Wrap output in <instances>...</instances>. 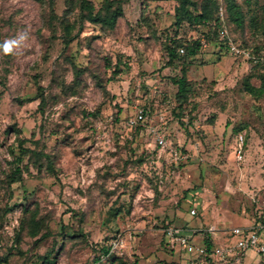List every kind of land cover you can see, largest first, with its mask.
<instances>
[{
	"label": "rangeland",
	"instance_id": "rangeland-1",
	"mask_svg": "<svg viewBox=\"0 0 264 264\" xmlns=\"http://www.w3.org/2000/svg\"><path fill=\"white\" fill-rule=\"evenodd\" d=\"M89 1L96 12L107 0ZM120 1L108 29L81 23L79 0H0V44L26 33L12 54L0 52V264H187L194 255L167 242L166 224L191 227L194 243L220 231L215 247L261 210L264 0H233L240 25L226 0H213L212 22L179 26L177 0ZM192 1L197 15L205 0ZM194 40L195 57L179 52ZM139 110L145 122L130 129ZM115 237L119 248L97 262ZM216 264H264V253Z\"/></svg>",
	"mask_w": 264,
	"mask_h": 264
},
{
	"label": "built area",
	"instance_id": "built-area-1",
	"mask_svg": "<svg viewBox=\"0 0 264 264\" xmlns=\"http://www.w3.org/2000/svg\"><path fill=\"white\" fill-rule=\"evenodd\" d=\"M222 14V12L220 13ZM203 47L207 44L202 42ZM229 50L235 54L239 53V49L233 44L228 43ZM180 53H183V49H179ZM145 113L143 110L136 111L133 115L126 119L127 127L135 128L138 125H142L145 122ZM153 137H155L157 146L160 148V152H165L167 149V141L164 136L156 133L154 129L150 130ZM170 155L175 161L185 159L182 156L181 151L177 149H169ZM245 154V137L243 134L238 135L236 145L234 147V155L238 160H242ZM190 214L194 215L195 210L191 209ZM164 236L168 243L172 246H177L188 254H193L194 257L188 261L187 264H216L217 261H223L225 259L242 260L245 254L249 251L255 254L264 253V239L262 234L264 233V203L257 217L248 226H236L231 230L224 231L227 241L224 244L212 247L210 250L203 244H196L192 241L195 231L187 229H177L172 226H167L164 230ZM209 233H215V229H208ZM121 241L119 237H115L107 243L109 247V254L114 253Z\"/></svg>",
	"mask_w": 264,
	"mask_h": 264
},
{
	"label": "trees",
	"instance_id": "trees-1",
	"mask_svg": "<svg viewBox=\"0 0 264 264\" xmlns=\"http://www.w3.org/2000/svg\"><path fill=\"white\" fill-rule=\"evenodd\" d=\"M178 5L175 7V14H174V23L173 26H179L183 21H186L189 24H205L213 21V12L212 7H216V2L213 0H205L204 5L200 6V13L195 15L193 11L190 10V8H194L196 10L197 4L193 2L192 0H177ZM228 2V9L232 10V14L234 15V22L238 25L242 24V14L240 13L239 7L235 4L233 0ZM79 10H80V21L82 23L83 20H87L89 22L100 24L104 27H107L108 29H112L116 21L122 17L123 10L120 0H107L105 1L102 6L95 12V8L92 2L89 0H79ZM221 10V8H220ZM215 22V20H214ZM81 23L79 24L81 26ZM215 24V23H214ZM210 33V32H209ZM209 33L205 35V38L209 37ZM75 37H63L62 44L64 49L66 50L67 47L71 44V42L74 40ZM200 40H194L187 45H185L183 49V53L186 52V54L189 57H195L198 54V49L200 47ZM205 41V40H204ZM207 41V40H206ZM205 41V42H206ZM178 46L177 43L172 42L170 43L169 47H167V53L169 54L170 60L175 56V49ZM169 60V61H170ZM175 85L177 86V93H176V101L179 103V106H181L182 103L186 101L187 97V91H188V84L187 81L182 75L180 79H177L174 81ZM245 89L250 93L254 94L256 92V89L249 85L247 82L245 83ZM42 88H38V97L41 98V103L43 102V98L41 97ZM40 93V94H39ZM23 147V144L21 143L20 148ZM22 150V149H20ZM25 152L33 153L31 150H22ZM48 168L52 169V166L48 164ZM17 172H19V168L17 167L14 172V178L11 180L12 182L15 181V177L17 175ZM169 226V224H166L165 228ZM183 229H186L183 227ZM37 232V231H36ZM196 234V232H193ZM203 238L201 239L200 243L206 246L208 250H210L212 247H214V241L212 239L211 233H209L207 230L203 231L202 233ZM100 256L96 259L97 262L101 261V258H107L109 259V247L107 246V243L105 246H102L100 249ZM106 259V260H107Z\"/></svg>",
	"mask_w": 264,
	"mask_h": 264
},
{
	"label": "clouds",
	"instance_id": "clouds-1",
	"mask_svg": "<svg viewBox=\"0 0 264 264\" xmlns=\"http://www.w3.org/2000/svg\"><path fill=\"white\" fill-rule=\"evenodd\" d=\"M26 39V33H22L15 39H8L0 44V52L5 55H9L13 53V50L18 48L21 43Z\"/></svg>",
	"mask_w": 264,
	"mask_h": 264
},
{
	"label": "crops",
	"instance_id": "crops-1",
	"mask_svg": "<svg viewBox=\"0 0 264 264\" xmlns=\"http://www.w3.org/2000/svg\"><path fill=\"white\" fill-rule=\"evenodd\" d=\"M252 223V222H251ZM251 223H248V225H250ZM248 225H244V226H248ZM187 230H193L191 227H188V228H186ZM194 231V230H193ZM220 233V231L219 232H215V233H211V236H212V239H213V241H214V244H217L218 243V240H217V238H216V236H215V234L218 236V234ZM223 236L225 235L224 234V232L223 233H221ZM222 236V237H223ZM196 244H201L200 242L199 243H196Z\"/></svg>",
	"mask_w": 264,
	"mask_h": 264
}]
</instances>
